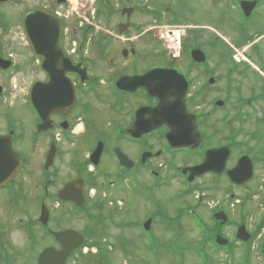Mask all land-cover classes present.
Listing matches in <instances>:
<instances>
[{
	"label": "flooded vegetation",
	"instance_id": "1",
	"mask_svg": "<svg viewBox=\"0 0 264 264\" xmlns=\"http://www.w3.org/2000/svg\"><path fill=\"white\" fill-rule=\"evenodd\" d=\"M18 1L8 0L0 2V5H13ZM203 1L212 3V6L217 8L219 17L222 13L226 15L227 11L231 12L233 26L238 35L237 39H242L243 42L248 43V47L253 50L249 49L244 53L248 62L234 63L233 74L238 75L240 71L246 78H248V71L255 74L250 69V61L253 63L255 61L261 62L264 66V0ZM244 3H247L246 10L242 7ZM167 7L171 8L170 5ZM133 8L134 11L135 7L133 6ZM35 9L55 14V10L51 7L42 6ZM13 14L15 13L8 14L0 11V136L6 142L9 140L11 147L22 156V164L15 177L0 187V192H4L5 198L12 194L15 195L11 198L13 200L8 198L14 204L18 203L19 198L22 201V209L26 212L22 229L23 240L26 239L27 241L26 247L36 244L38 237L39 239L45 237L50 238V243L45 244L42 248L51 246L59 249L61 244L55 240L50 231L59 232L66 229L82 232L85 242L88 229H77L73 226L57 228L54 224L55 211L53 209L54 207L63 208L73 218L81 213L84 214L86 210L88 214L92 215L94 214L92 211H99L96 207V200H102L96 198V190L104 185L111 187L113 184H117L115 189L117 193L122 194L128 191L134 197L146 201L150 200L153 204V207L142 218L126 223L128 226L133 225L142 228L146 220L150 219L151 224L158 219L159 223L162 224V229L170 231L168 227L173 228L175 224L179 226L180 219L185 215L189 216L190 213L197 214L201 222L210 229L227 224V222L221 224L217 220V224L207 225L198 209L201 205L202 196L198 194L199 196L194 199L193 193L203 190V187L197 184L206 177L224 180L229 191L234 188L246 187L250 181L254 180L256 167L258 165L264 166V144H258L259 140H263V136L260 135L255 140L257 135L251 132L244 141L236 137L238 135L234 137L230 131L226 135L222 134L220 129L215 128L216 135L218 134V139H215V134L209 133L203 127L211 113L202 112L200 114L197 108L191 107L190 101L191 99L194 101V97L190 98L189 94L193 88V83H187L183 104L187 113L195 115V126L200 139L198 145L194 147L173 146L167 137L171 131L169 123L164 120L158 121L151 112L160 103V98L150 96L144 87L125 90L118 89L114 83L120 75L142 74L159 67L176 69L188 79L186 71L168 60L166 63H153L144 68H139V56L134 47L138 42L135 40L140 39V37L128 36L124 41H119V34H129L138 29V25L128 20L131 14L129 16L121 14L125 18L122 23H128L126 31L122 33L106 31L102 34L100 38L101 48L96 43H92L90 35L87 33L94 28L90 22L79 19L81 25H79L77 32L75 31L76 28L74 31H63L64 28H61L57 35L60 50L72 64L79 63L81 67H85L87 73H89V63L93 64L87 55L89 53L87 48L91 43L97 51V60L100 59V55H103V59L98 61H103L108 56L111 63H114L115 59H119L122 63L129 59L130 62L129 68H123V65L122 70L106 74L98 83L94 80L90 83H79L78 74L67 73L72 82L75 98L70 106L61 105L63 98L56 96L53 88H46L49 75L42 67L44 58L35 55L22 22H20V16ZM222 22L223 20L219 19L215 21V25L218 27V24ZM119 24L120 22H118L117 29ZM218 39L220 38L216 35L214 44L216 42L215 45L220 47L223 44ZM47 44L56 46L55 41H49ZM126 44L129 47L128 50L125 47ZM212 44L210 43V45ZM235 46L242 47L243 45L240 42H235ZM113 47L116 52L110 54ZM152 56L157 60L156 54ZM190 65L191 63L188 64V66ZM240 66H242L241 70ZM35 72L39 76L29 80L25 95L12 96L14 95L12 94L13 90L19 88L16 84L17 81L23 83L26 75ZM206 72L209 73V70ZM35 81L40 84L39 99L43 102L39 106L40 112L39 110L37 112L31 105L29 97V92ZM261 81L264 83V79ZM126 84L123 83V85ZM204 84L201 85L202 90H206L202 94L203 98L208 94L206 87L216 90L214 88L216 83ZM249 90L248 104L259 99L257 97L264 93V85L258 92H255V86H250ZM161 91L178 93L179 90L168 88V90L163 89ZM200 91L198 90V92ZM190 95L197 96L196 93ZM174 96L168 94L165 101L168 103L174 101ZM49 101L60 103L56 105L55 102L48 103ZM98 107H102V111H97ZM100 119L102 124L98 125L97 121ZM177 123L180 124V122ZM145 127L147 130L144 131ZM87 135L88 137H86ZM222 146L229 149L224 171L220 174L206 172L188 180V168L199 165L208 149ZM241 146H245L246 151L238 155L236 151ZM81 152H85V155L81 156ZM118 154L122 156V163ZM243 154L251 159L253 177L245 184L237 185L229 180L226 170L233 168L238 158ZM68 184H71V198H76L77 201H79V197L82 198L80 205H77L72 199L63 200L59 197L61 190L68 187L66 186ZM172 184L180 186L171 195L170 203L173 200L181 203L176 208L175 215L166 213L165 207L163 204L161 205L157 197L159 194L165 195V189H169ZM93 189L95 190L91 193ZM229 198L237 200L238 196L230 193ZM91 199L95 201L90 204ZM186 199L192 201L187 202ZM34 202L36 212L35 215H32L30 214L32 208L27 210V207ZM42 204L47 210V217H42L46 224H42L39 220ZM119 204L122 206L123 203L119 202ZM158 204L162 207L157 206ZM219 212L226 216L227 221V215L222 209L215 210L212 217ZM172 221L174 224H171ZM237 227L238 225L236 229ZM252 233L250 232V234ZM151 238L160 239L154 234L151 235ZM6 249L8 251V248ZM76 253L77 249L69 253L65 259L66 264L74 258Z\"/></svg>",
	"mask_w": 264,
	"mask_h": 264
},
{
	"label": "rangeland",
	"instance_id": "2",
	"mask_svg": "<svg viewBox=\"0 0 264 264\" xmlns=\"http://www.w3.org/2000/svg\"><path fill=\"white\" fill-rule=\"evenodd\" d=\"M111 2L116 10L108 16L109 21L103 15H96V5L99 3V0H66L63 4H56V0H19L18 3L13 5L0 6V11L8 14L15 13L13 15L17 16L21 12L36 7H51L61 13L64 26L69 31H74V28H76L75 31L77 32L79 25H81L78 20L82 18L88 20L89 18V22L94 26L91 34L100 39L106 31H118V22L121 23L125 20L120 14V10L123 7L134 6L136 10L133 11L128 20L138 25V29L136 32L129 34H119V41H124L128 36L140 37V39L135 40L138 42L134 48L139 56V68H144L153 63H166L168 61H171L174 65H178L188 73L191 83H193L190 94H197V96L189 94L190 98L194 97V101L192 99L190 101L191 107L197 108L200 114L202 112L211 113L210 117L206 120V125L203 126L206 131L215 134V139H218L215 128L220 129L221 133L226 135L230 131L234 137L238 135L236 137L244 141L248 138L249 133L253 132L257 135L255 140L260 135L263 136V140H259L258 144H264V120H256L257 117L264 118V101L254 100L249 104L246 101L250 97V86H255V92H258L264 85V83H261L263 81L261 79H264L263 63L255 61L257 63L255 64L253 61H250V69L255 74L248 71V78H246L242 73L238 75L230 74L231 63L227 57H223L224 55L220 53L223 47L227 56L234 53L239 55L251 49V47H248V43L243 42L242 39H237L238 35L233 26L231 12L227 11L226 15L222 13L219 17L217 8L212 6V3L203 0H111ZM169 5L170 9L167 7ZM145 10L159 13L161 15L160 20H155L157 23H153L154 20L147 17L144 13ZM218 18L222 19L223 22L219 23L217 27L215 21L219 20ZM173 25H181V30H184L179 40L181 48L177 51L175 48L169 47V41L165 35L167 29L175 27ZM185 25H189V27L186 26L188 27L186 28ZM212 35L219 36L220 39L218 41L220 40V43L223 45L220 47L215 45V36L212 37ZM90 37L92 36L90 35ZM235 42H240L243 46H235ZM210 43L213 44L210 45ZM198 44H202L203 47L201 48L209 54L206 66L194 65L188 69V64L191 63L192 65L191 59L188 57V51ZM125 47L127 50L129 49L127 44ZM167 49L176 58L169 56ZM87 50L89 51L87 54L89 61L92 60L93 62V64L89 63L88 65L91 68L89 69V75L102 78L104 75L112 74L114 71L122 70L124 67L129 68V59L123 63L119 59H115L114 63H111L107 56L105 60L98 61L100 59L97 60V51L92 43L88 45ZM112 52H116L114 47L110 54ZM159 52L164 53L166 56L162 55L157 60L154 59L152 55ZM239 68L241 70L242 66ZM207 70H209V73L206 72ZM38 76L39 74L35 72L26 75L23 83L18 80L16 84L19 88L13 90L12 94L14 95L12 96H24L29 80ZM209 77H213V83H216L214 88L217 91L206 87L208 94L203 98L202 94L206 90L204 89L203 91L201 85L208 83ZM198 90L201 91L198 92ZM218 99L223 101V105L220 107L215 104V101ZM102 109V107H98L97 111H102ZM236 114L237 118H235ZM97 123L101 125V119ZM245 151L246 147L241 146L238 147L236 152L239 155ZM80 154L84 156L85 152H81ZM197 185L203 187V192L199 194L202 198L198 209L206 224L211 225L218 222L212 217V213L215 210L222 209L227 215V224L216 227V233L233 242L236 226L239 224H243L245 230L249 233H254L258 227L257 220L259 215L264 210V166L258 165L256 167L254 180L250 181L244 188H234L229 191L226 188L227 184L224 180H214L209 177L200 180ZM178 187H180L178 184H172L169 189H165V195L159 194L157 196L158 201L165 207L166 213L171 215H175L176 208L181 205V203L175 200L170 203L172 200L171 195ZM116 188L117 184H113L111 187L104 185L101 188L98 187L96 190V198L102 199H97L96 205L100 201L102 208L100 211L92 212L94 214L100 212V215H90L86 212L85 215L81 213L76 218H73L63 208L58 209L54 207L53 209L55 211L54 224L57 228L73 226L77 229L88 228L90 229L88 232H95L96 235H93L94 239L99 241L102 251L106 253V258L99 257L101 264L105 262V259L109 260L110 264H180L178 260L180 257L172 255V249L176 245L174 234L177 235L179 231L180 240L183 243L193 241L195 244H199L203 242L201 232L192 223L194 219L187 215L180 219L179 226L174 225L177 228L175 231L162 229V224L159 223L158 219L150 224L149 231L151 232L148 234L141 230L140 227L126 225L130 221L142 218L153 207V204L150 200L146 201L134 197L128 191L122 194L117 193L115 191ZM94 190H91V193ZM230 193H234L238 196V199H230ZM196 194L197 191L193 193L195 195L193 196L194 199L199 196ZM14 196L12 194L5 198L4 192H0V264L4 263L2 259L5 258V255L13 258L11 264H34L33 256L40 250L41 246L50 243V238L41 237L39 239L38 237L36 244L26 247L27 241L26 239L23 240L22 232L26 212L22 209L23 204L20 198L17 204L10 201L13 200L11 198ZM9 197L10 200L8 199ZM191 199H186V201L191 202ZM93 201L95 200L91 199L90 204ZM119 202L123 203L122 206H120ZM161 205L158 204L157 206ZM29 209H31L30 214L35 215V202L27 207V210ZM108 216H110V219ZM151 233L157 235L163 244L172 245L170 247H159L157 249L160 253L159 257H157L153 244H151V250L148 247V240L146 238L150 239ZM88 238L92 240L90 237ZM263 239L264 229L252 241L251 255L247 261L243 259V245L239 241L234 242L236 248L232 257H226L225 250H214L207 241H205L204 247L215 264H262L264 247L261 246V243ZM6 248H8V251ZM194 253L190 249H185L182 263L202 264L201 260ZM75 256L68 264H99L98 259L96 260L98 252L92 249H87L81 255Z\"/></svg>",
	"mask_w": 264,
	"mask_h": 264
},
{
	"label": "water",
	"instance_id": "3",
	"mask_svg": "<svg viewBox=\"0 0 264 264\" xmlns=\"http://www.w3.org/2000/svg\"><path fill=\"white\" fill-rule=\"evenodd\" d=\"M246 4L247 3L242 4L245 10L247 9ZM124 12L129 14L130 10L127 9ZM24 26L35 52L44 58L42 67L49 75L46 88H53L56 92V96H61L63 98L61 103L58 101H49L48 103L55 102L56 105L60 103L61 105L70 106L74 101V91L65 74L69 71L78 72L82 79H84L86 75L85 70L80 69L79 65L73 66L70 61L64 57L57 46V35L60 30L59 23L51 15L43 11L34 10L25 15ZM121 28L120 26L119 30H121ZM50 40L55 41L56 46H54V44L51 46L47 44V41ZM191 57L198 63L204 62L205 60V55L200 49H193L191 51ZM116 83L119 87L124 86L122 83H127L125 88L129 89L142 86L150 95H157L160 98V103L151 112H153V116L155 115L157 117L158 121L161 122V120H164L169 123L171 131L167 137L173 146L194 147L198 145L200 136L196 130L195 117L186 112L183 104L187 82L181 74L177 73L175 70L153 69L140 75L122 76L117 79ZM168 88L172 90L178 89L179 91L178 93L161 91L163 89L168 90ZM168 94L175 95V100L169 103L166 102L165 98ZM30 95L32 103L35 108L39 110V106L43 103L39 99V82H36L32 86ZM220 104L221 101H218L217 105ZM177 122H180V124ZM143 130H147V127ZM228 153L229 149L225 146L207 150L203 161L199 165L189 168L188 179L192 180L195 176L209 171L217 174L221 173L225 168ZM20 163V155L12 150L8 141L6 142L0 137V186L7 183L15 175ZM226 174L231 182L238 185L244 184L250 180L253 175L251 159L247 155L241 156L236 165L232 169L227 170ZM66 186L68 187L61 190L59 197L61 199H72L77 205H80L82 198L79 197V201H77L76 198H71V184ZM42 216L45 218L47 217V213H44L43 207L40 220H42ZM215 218L219 219L221 224L226 221V216L222 212L215 214ZM149 224L150 220H147L144 224L145 229L148 228ZM54 235L56 240L61 244V248H45L39 254L36 264H65L66 257L73 249L77 248L83 240V235L76 230L67 229L56 232ZM236 237L241 240H247L249 238V234L246 232L244 225L238 227ZM216 242L225 244L227 241L217 235Z\"/></svg>",
	"mask_w": 264,
	"mask_h": 264
},
{
	"label": "trees",
	"instance_id": "4",
	"mask_svg": "<svg viewBox=\"0 0 264 264\" xmlns=\"http://www.w3.org/2000/svg\"><path fill=\"white\" fill-rule=\"evenodd\" d=\"M114 11H115V8L112 5L111 0H99V3L96 5V15L97 16H99V15L108 16V15L112 14ZM187 45H188V43H187ZM220 53H221V55H224L223 57H227L229 59V61L231 60L230 56L226 55L225 50H222V52H220ZM257 222H258V227H257L256 232H258L260 230V228L262 226H264V214H263V216L260 217V219ZM171 224H174V221H172ZM175 229L177 230V228H175V226H174L173 231H175ZM178 233H179V231H178ZM215 233H216V229L204 231V235H203V239H202L203 242H201L199 244H195L193 241L183 243L180 240V234L178 236H176V234H174V237H176V245L174 246L175 248L172 249V255H174V256L178 255V257H180L178 259L180 261V264H183L182 259L184 256V251H185V249H190L193 251V253L195 252L194 254L198 258H200L202 264H215L214 261L207 254L205 247H204L206 244L205 241H207L211 248L219 251L217 249L219 247H217L213 241V235ZM91 234H95V232L94 233L91 232ZM229 246H230V244H228V247ZM0 248H1V241H0ZM246 250L248 252V249H246ZM247 252H245L246 255H247ZM105 255H106V253L102 251L101 245H98V258H96V260L98 259L99 264H101L99 257L106 258ZM6 263L11 264V261L6 260ZM103 264H110V262H109V260L105 259V262Z\"/></svg>",
	"mask_w": 264,
	"mask_h": 264
},
{
	"label": "bare ground",
	"instance_id": "5",
	"mask_svg": "<svg viewBox=\"0 0 264 264\" xmlns=\"http://www.w3.org/2000/svg\"><path fill=\"white\" fill-rule=\"evenodd\" d=\"M167 32V39L169 41V45H173L175 47V44H177L179 37H178V33L175 34V32H173V30H166Z\"/></svg>",
	"mask_w": 264,
	"mask_h": 264
},
{
	"label": "built area",
	"instance_id": "6",
	"mask_svg": "<svg viewBox=\"0 0 264 264\" xmlns=\"http://www.w3.org/2000/svg\"><path fill=\"white\" fill-rule=\"evenodd\" d=\"M173 32H175V34H177L178 33V31H173ZM165 35H167V32L165 31ZM179 41V40H178ZM169 47H171V48H175V50L177 51L178 50V42H177V44H175V47L173 46V45H169ZM176 51H174L175 53H176Z\"/></svg>",
	"mask_w": 264,
	"mask_h": 264
}]
</instances>
